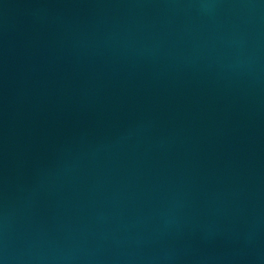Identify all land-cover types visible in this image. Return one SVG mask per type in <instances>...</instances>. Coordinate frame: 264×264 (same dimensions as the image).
I'll return each instance as SVG.
<instances>
[{"label":"water","instance_id":"95a60500","mask_svg":"<svg viewBox=\"0 0 264 264\" xmlns=\"http://www.w3.org/2000/svg\"><path fill=\"white\" fill-rule=\"evenodd\" d=\"M0 264H264V0H0Z\"/></svg>","mask_w":264,"mask_h":264}]
</instances>
